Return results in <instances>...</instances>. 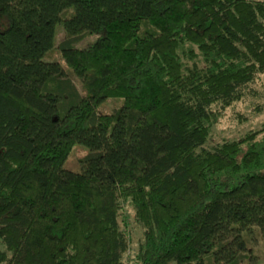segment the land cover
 <instances>
[{"label":"trees","instance_id":"trees-1","mask_svg":"<svg viewBox=\"0 0 264 264\" xmlns=\"http://www.w3.org/2000/svg\"><path fill=\"white\" fill-rule=\"evenodd\" d=\"M0 16V263L128 264L130 208L132 264H257L264 123L204 144L264 76V0H0ZM58 24L81 91L44 61Z\"/></svg>","mask_w":264,"mask_h":264},{"label":"rangeland","instance_id":"rangeland-1","mask_svg":"<svg viewBox=\"0 0 264 264\" xmlns=\"http://www.w3.org/2000/svg\"><path fill=\"white\" fill-rule=\"evenodd\" d=\"M6 23V18L0 16V27ZM98 36V32L91 33L78 41L75 46L77 48H86L94 42ZM64 37L63 28L58 24L56 26L53 45L45 53L44 61L60 63L67 74H69V77H71L76 87L81 91L80 80L68 73L58 48L60 41H62ZM246 90L249 91V94H247L244 99L236 101L230 106L222 109V114L212 126L211 132L204 144L205 147H211L222 140L241 139L247 133L258 131L262 127L264 123V76H260V78H258L256 82L251 83ZM118 108L119 102L108 99L98 105L96 112L99 114L115 113ZM88 152L89 149L87 147L79 144L74 145L63 163V167L68 170L79 171V159ZM118 223L119 226L127 232L128 238V249L123 255L124 260L128 264H132L133 255L138 250V244L142 239V228L135 221L134 212L130 208L123 209V212L118 217ZM243 236L247 249L258 256L257 264H264V229L254 227L250 231H245ZM0 250H5V246L1 244V242Z\"/></svg>","mask_w":264,"mask_h":264}]
</instances>
